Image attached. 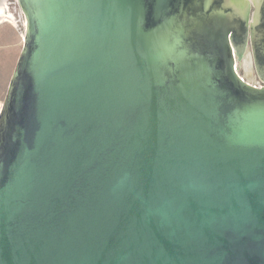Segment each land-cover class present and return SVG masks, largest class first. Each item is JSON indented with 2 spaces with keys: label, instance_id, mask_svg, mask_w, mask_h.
<instances>
[{
  "label": "water",
  "instance_id": "water-1",
  "mask_svg": "<svg viewBox=\"0 0 264 264\" xmlns=\"http://www.w3.org/2000/svg\"><path fill=\"white\" fill-rule=\"evenodd\" d=\"M16 1L0 264H264V0Z\"/></svg>",
  "mask_w": 264,
  "mask_h": 264
},
{
  "label": "rangeland",
  "instance_id": "rangeland-1",
  "mask_svg": "<svg viewBox=\"0 0 264 264\" xmlns=\"http://www.w3.org/2000/svg\"><path fill=\"white\" fill-rule=\"evenodd\" d=\"M13 2L14 0H3L5 11L9 16L0 25V110L24 46L25 18L21 16L19 5ZM10 3H13L12 7L9 6ZM238 70L242 76V67H238ZM242 77L250 84L263 86L256 79L255 72L250 73L248 70L247 78Z\"/></svg>",
  "mask_w": 264,
  "mask_h": 264
},
{
  "label": "flooded vegetation",
  "instance_id": "flooded-vegetation-1",
  "mask_svg": "<svg viewBox=\"0 0 264 264\" xmlns=\"http://www.w3.org/2000/svg\"><path fill=\"white\" fill-rule=\"evenodd\" d=\"M13 3H15L16 5L18 4L16 0H14ZM13 3H10L9 6L12 7ZM254 11H255V8L253 4H251V12H250L249 24H248V36H247V43H246V52H250L251 54L252 66L251 67L248 66V68L250 70V73H253V72L256 73L257 78L264 85V65H262L261 60H260V62L258 61V64H259V67H258L257 62L253 55L255 44H256V49H258V51L263 48L262 45L264 44V14H262V16H259L257 22H255V20L253 19ZM252 24L256 25L257 37H256L255 44L252 39ZM260 35H261V38L259 37ZM259 58H260V55L258 53V59Z\"/></svg>",
  "mask_w": 264,
  "mask_h": 264
},
{
  "label": "bare ground",
  "instance_id": "bare-ground-1",
  "mask_svg": "<svg viewBox=\"0 0 264 264\" xmlns=\"http://www.w3.org/2000/svg\"><path fill=\"white\" fill-rule=\"evenodd\" d=\"M0 23L4 21L9 15L5 12V5L3 4V0H0Z\"/></svg>",
  "mask_w": 264,
  "mask_h": 264
},
{
  "label": "crops",
  "instance_id": "crops-1",
  "mask_svg": "<svg viewBox=\"0 0 264 264\" xmlns=\"http://www.w3.org/2000/svg\"><path fill=\"white\" fill-rule=\"evenodd\" d=\"M1 2V1H0ZM6 12V11H5ZM7 13V12H6ZM3 23V21L0 23V25ZM13 28L15 29V26L13 25ZM1 62H2V59H1ZM2 65V63H1Z\"/></svg>",
  "mask_w": 264,
  "mask_h": 264
},
{
  "label": "built area",
  "instance_id": "built-area-1",
  "mask_svg": "<svg viewBox=\"0 0 264 264\" xmlns=\"http://www.w3.org/2000/svg\"><path fill=\"white\" fill-rule=\"evenodd\" d=\"M21 16L24 17L23 14H22V12H21Z\"/></svg>",
  "mask_w": 264,
  "mask_h": 264
}]
</instances>
